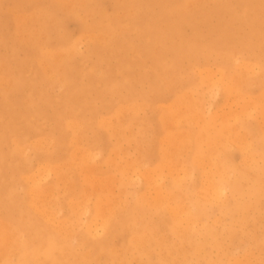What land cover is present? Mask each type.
<instances>
[{"label": "rangeland", "instance_id": "rangeland-1", "mask_svg": "<svg viewBox=\"0 0 264 264\" xmlns=\"http://www.w3.org/2000/svg\"><path fill=\"white\" fill-rule=\"evenodd\" d=\"M262 34L264 0H0V232L21 236L5 233L0 264L19 256L16 244H37L36 234L57 238L59 264H264V187L255 193L264 181L255 138L264 136ZM228 64L250 75L240 92L225 89ZM222 126L236 135L224 133L214 161L203 159L204 143L187 142ZM218 168L228 171L223 182ZM208 183L224 184L219 198ZM162 203L183 207L180 239ZM144 230L152 235L136 247L132 234ZM163 236L165 249L155 246Z\"/></svg>", "mask_w": 264, "mask_h": 264}, {"label": "bare ground", "instance_id": "bare-ground-1", "mask_svg": "<svg viewBox=\"0 0 264 264\" xmlns=\"http://www.w3.org/2000/svg\"><path fill=\"white\" fill-rule=\"evenodd\" d=\"M13 1V0H12ZM80 2V1H79ZM24 3V2H23ZM87 3V2H86ZM199 3V2H198ZM53 4V3H52ZM63 6V5H62ZM86 7V6H85ZM63 9V8H62ZM101 9V8H100ZM15 10V9H14ZM82 10V9H81ZM183 11V10H182ZM252 11V10H251ZM261 11V10H260ZM36 12V11H35ZM123 13V12H122ZM177 13V12H176ZM185 13V12H184ZM259 13V12H258ZM147 14V13H146ZM43 15V14H42ZM251 16V15H250ZM29 17V16H28ZM61 17V16H60ZM41 18V17H40ZM52 18V17H51ZM58 18V17H57ZM30 19V18H29ZM61 19V18H60ZM24 20H25V18H24ZM28 20V19H27ZM33 20V19H32ZM35 20V19H34ZM38 20V19H37ZM64 20V19H63ZM30 21V20H29ZM24 23V22H23ZM64 24V23H63ZM82 24V23H81ZM249 27H250V32L252 31V25H253V20H251V19H249ZM124 26V25H123ZM23 28V27H22ZM31 28V27H30ZM56 28V27H55ZM89 30V29H88ZM152 30V29H151ZM131 31V30H130ZM191 31V30H190ZM101 32V31H100ZM144 32V31H143ZM19 33H20V31H19ZM32 33V32H31ZM116 33V32H115ZM166 33H168V31L166 32ZM25 34V33H24ZM105 34V33H104ZM107 34V33H106ZM137 34V33H136ZM108 35V34H107ZM262 35H264V34H262ZM84 36V35H83ZM100 37V36H99ZM80 38V37H79ZM85 38V37H84ZM96 38V37H95ZM137 38V37H136ZM249 38H250V34L248 35V37H247V40H249ZM40 40V39H39ZM43 40V39H42ZM98 40V39H97ZM130 40V39H129ZM27 42H28V39H27ZM34 42V41H33ZM257 42V41H256ZM104 43V42H103ZM106 43V42H105ZM79 44V43H78ZM132 44V43H131ZM156 45V44H155ZM43 46V45H42ZM157 46V45H156ZM16 48V47H15ZM75 48V47H74ZM55 51V50H54ZM14 54V53H13ZM131 54H133V52H131ZM90 55V54H89ZM233 55H234V53H233ZM8 56V55H7ZM143 56H145V55H143ZM252 56V55H251ZM58 57V56H57ZM146 57V56H145ZM231 57V56H230ZM233 57V56H232ZM238 57V56H237ZM234 58V57H233ZM88 59V58H87ZM236 59V58H235ZM256 59V58H255ZM228 61H229V59H228ZM102 62V61H101ZM43 63V62H42ZM243 63V62H242ZM241 63V64H242ZM240 64V65H241ZM245 64V63H244ZM248 64H250V63H248ZM63 65V64H62ZM240 65H238V66H240ZM243 65V64H242ZM173 66V65H172ZM245 66H247V63H246V65ZM3 67V66H2ZM233 67H235V66H233ZM242 67V66H241ZM244 67V66H243ZM21 68V67H20ZM229 68L231 69V70H229ZM238 68V67H237ZM251 69V65H250V67H246V69ZM253 68V67H252ZM255 68H257V67H255ZM240 69V68H239ZM238 69V70H239ZM45 70V69H44ZM258 70V69H257ZM240 71H242V70H240ZM239 71V72H240ZM244 71V70H243ZM237 73V74H235L236 72L235 71H233V69H232V67H231V65L230 64H228V66H227V82H228V85L226 86L225 85V89L227 90V91H229V90H239L240 89V87H241V85L243 86V85H246V83L249 81V79H248V76H250V75H247V73H246V75L245 74H243L242 75V73L240 74V73ZM244 72H246V71H244ZM248 72V71H247ZM218 73V72H217ZM48 74V73H47ZM253 74V73H252ZM257 74V73H256ZM262 76V75H261ZM245 77V78H244ZM262 79V78H261ZM50 80V79H49ZM162 81V80H161ZM251 83H253V80H251ZM258 83H261V81L260 82H258ZM210 84V83H209ZM179 86V85H178ZM249 86V85H248ZM247 86V87H248ZM115 88V87H114ZM177 88V87H176ZM125 89V88H124ZM169 89V88H168ZM171 89V88H170ZM121 90V89H120ZM130 91V90H129ZM225 91V90H224ZM233 92H236V91H233ZM238 92H240V90L238 91ZM237 92V93H238ZM261 92V91H260ZM168 93V92H167ZM262 95V94H261ZM73 98V97H72ZM189 98V97H188ZM248 98H250V97H248ZM261 98H264V96H262ZM189 101V100H188ZM184 102V101H183ZM227 102V101H226ZM260 102V101H259ZM241 103H243V101L241 102ZM258 103V102H257ZM261 103H262V101H261ZM261 103H260V107L262 106L261 105ZM244 104V106H246V104L245 103H243ZM243 104H242V107H243ZM170 105V104H169ZM197 105V104H196ZM251 105V104H250ZM139 106V105H138ZM173 106V105H172ZM179 106V105H178ZM191 106V105H190ZM193 106V105H192ZM168 107V106H167ZM170 107V106H169ZM247 107H249V105H247ZM262 107H264V106H262ZM240 108L241 107H239V110H240ZM245 108V107H244ZM243 108V109H244ZM253 108V107H252ZM178 109V108H177ZM190 109V108H189ZM255 109V108H254ZM260 109V108H259ZM120 110V109H119ZM144 110V109H143ZM238 110V109H237ZM241 111H242V109H241ZM244 111V113L246 112V110H243ZM262 112V116H260L261 117V119H262V121L261 122H264V110H261ZM192 112V111H191ZM237 112V111H236ZM174 113V112H173ZM181 113V112H180ZM247 113H249V110H248V112ZM222 114H224L223 113V111H222ZM230 114V113H229ZM195 115V114H194ZM245 115V114H244ZM231 116V115H230ZM236 116V115H235ZM171 117V116H170ZM176 117V116H175ZM221 117V116H220ZM229 117V116H228ZM259 117V118H260ZM178 118V117H177ZM193 118V117H192ZM197 118V117H196ZM217 118V117H216ZM230 118V117H229ZM238 118V117H237ZM236 118V119H237ZM193 119H195V118H193ZM223 119V118H222ZM221 119V120H222ZM233 119V118H232ZM227 120V119H226ZM229 120V119H228ZM227 120V121H228ZM246 120V119H245ZM217 121V120H216ZM210 122V121H209ZM236 122V121H235ZM244 122V121H243ZM259 122V121H258ZM239 123V122H238ZM64 124V123H63ZM168 124V123H167ZM262 124V123H261ZM81 125V124H80ZM2 126V125H1ZM70 126H72V125H70ZM172 126V125H171ZM208 126H209V124H208ZM78 127V126H77ZM205 127V126H204ZM241 127V126H240ZM9 128V127H8ZM7 128V129H8ZM210 128V127H209ZM208 128V129H209ZM222 129V133L223 134H221L219 131H217V132H212V133H209V131L211 132L212 130L210 129L209 131L208 130H204L206 133H207V131H208V137H206V138H204V137H201V135H199L198 137H196L197 136V134H195V137H192V138H187V142H188V140L190 141H192L193 142V144H196V146H198L199 147V143H204V146H206L207 147V151L208 152H206V153H204V154H206L207 156H203L202 158L203 159H206V158H208V156H212V160H213V155H214V153H215V147L216 146H222L221 148H222V151L225 149V143H227L226 141V139L228 138L227 136H228V134L229 133H231L230 131H229V129H231V128H229V127H226V126H222L221 127ZM229 128V129H228ZM262 128H264V127H262ZM207 129V128H206ZM202 130V129H201ZM232 130H234V129H231V131ZM64 131V130H63ZM200 131V130H199ZM198 131V133H202V132H199ZM9 132V131H8ZM8 132H5V133H8ZM114 133H115V131H114ZM170 132H168V134H169ZM191 133V132H190ZM224 133H225V135H226V141L224 140V137H223V135H224ZM228 133V134H227ZM184 134V133H183ZM193 134V133H192ZM213 134V135H212ZM232 134V133H231ZM251 134V133H250ZM33 135V134H32ZM77 135V134H76ZM127 135H129V134H127ZM170 135V134H169ZM172 135V134H171ZM188 135V134H187ZM233 135V134H232ZM234 135H236L235 133H234ZM234 135H233V137H234ZM188 136H191V135H188ZM188 136H186V137H188ZM244 136H245V134H244ZM143 137V136H142ZM229 137H230V135H229ZM181 138V137H180ZM184 138V137H183ZM241 138V137H240ZM238 139L239 141V147H240V140L241 139ZM249 138V137H248ZM256 141H257V145L258 146H260V147H262V149H264V136H260L259 134L258 135H256ZM233 139H236V138H233ZM233 139H229V140H233ZM236 139V140H237ZM52 140V139H51ZM76 140V139H75ZM168 140V139H167ZM224 140V141H223ZM228 140V143L230 142ZM236 140H233V141H236ZM243 140V139H242ZM35 141V140H34ZM80 141V140H79ZM166 141V140H165ZM186 141V140H185ZM33 143V142H32ZM162 143V142H161ZM231 143V142H230ZM235 145L237 144L236 142H233ZM245 143V142H244ZM254 143H255V141H254ZM206 144V145H205ZM232 144V143H231ZM78 145V144H77ZM238 145H236V147L238 146ZM244 145H247L246 143L244 144ZM255 145V144H254ZM140 146V145H139ZM181 146V145H180ZM249 146V145H248ZM190 147V146H189ZM238 147V148H239ZM242 147V146H241ZM244 147V146H243ZM220 148V147H219ZM221 148H220V150H221ZM229 148V147H228ZM251 147H249V149H250ZM186 149H188V148H186ZM227 149V148H226ZM182 150V149H181ZM190 150H192V149H190ZM198 150H199V148H198ZM205 149H203V151H204ZM217 150V149H216ZM251 150H254L255 151V149H251ZM81 151V150H80ZM239 151L241 152V150L239 149ZM243 152L245 151V150H242ZM247 151V150H246ZM171 152H172V150H171ZM178 152V151H177ZM201 152V151H200ZM224 152V151H223ZM230 152V151H229ZM242 152V153H243ZM261 152V151H260ZM199 153V151H197V153L196 154H198ZM203 153V152H202ZM262 153V152H261ZM84 154V153H83ZM224 155L226 154V153H223ZM254 154V153H253ZM162 155V154H161ZM219 155V154H218ZM227 155V154H226ZM225 155V156H226ZM247 155V154H246ZM255 155V154H254ZM193 156V155H192ZM195 156V155H194ZM199 156H200V154H199ZM210 156V157H211ZM224 156V157H225ZM253 156V155H252ZM91 157V156H90ZM165 157V156H164ZM163 157V158H164ZM172 157V156H171ZM228 157V156H227ZM249 157H251V155L249 156ZM262 157H264V156H262ZM69 158H70V156H69ZM167 158H169V157H167ZM190 158V157H189ZM193 157H191V159H192ZM194 158H196V157H194ZM197 158H199V157H197ZM201 158V157H200ZM199 158V159H200ZM173 159V158H172ZM199 159H196V160H198L199 162H201V160H199ZM227 160H228V158H226ZM242 159H243V157H242ZM246 159H248V158H246ZM253 158H251V159H249L250 161L252 160ZM193 160V159H192ZM207 160V159H206ZM209 160V159H208ZM191 161V160H190ZM195 161V160H194ZM214 161V160H213ZM223 161H225V160H223ZM245 161V160H244ZM143 162V161H142ZM203 162V161H202ZM211 162V161H210ZM220 162V161H219ZM225 162H227V161H225ZM229 162V161H228ZM227 162V163H228ZM191 163V162H190ZM218 163V162H217ZM19 164V163H18ZM140 164V163H139ZM182 164V163H181ZM197 164V163H196ZM218 164H220V163H218ZM217 164V165H218ZM147 165V164H146ZM202 165H204V164H202ZM201 165V166H202ZM216 165V166H217ZM223 165H225V164H223ZM228 165V164H227ZM227 165H225V166H227ZM138 166V165H137ZM166 166V165H165ZM174 166V165H173ZM200 165H199V163H198V167H199ZM201 166H200V169H201ZM209 167V166H208ZM212 167H213V165H212ZM215 167V166H214ZM218 167H220V166H218ZM228 167V166H227ZM131 168V167H130ZM197 168V167H196ZM217 168V167H216ZM222 169L224 168V166L223 167H221ZM226 168V167H225ZM94 169V168H93ZM138 169V168H137ZM168 169H169V167H168ZM208 169V168H207ZM219 169V172H218V170H216L217 172H218V176H219V178L221 179V180H219V181H221V182H223L224 180H225V177H226V172H228L226 169V171L225 170H222V172H220V168H218ZM56 170V169H55ZM87 170V169H86ZM133 170V169H132ZM146 170V169H145ZM166 170V169H165ZM188 170V169H187ZM204 170V169H203ZM215 170V169H214ZM137 171H139V170H137ZM170 171V170H169ZM56 172V171H55ZM140 172V171H139ZM159 172V171H158ZM157 172V173H158ZM175 172V171H174ZM216 172V173H217ZM87 173H88V171H87ZM147 173H148V171H147ZM151 173H153V172H151ZM161 173V172H160ZM159 173V174H160ZM170 173H172V172H170ZM178 173V172H177ZM176 173V174H177ZM191 173V172H190ZM202 173V172H201ZM204 173V172H203ZM168 174H169V172H168ZM207 174V173H206ZM205 174V175H206ZM220 174V175H219ZM229 174V173H228ZM41 175V174H40ZM140 175V174H139ZM146 175V174H145ZM156 175V174H155ZM203 175V174H202ZM205 175H203V177L205 176ZM209 175V174H208ZM216 175V174H215ZM140 176H142V175H140ZM147 176L149 177L150 175H148L147 174ZM182 176V175H181ZM30 177V176H29ZM37 177V176H36ZM42 177V176H41ZM139 177V176H138ZM175 177V176H174ZM207 177H209V176H207ZM229 177V176H228ZM142 178V177H141ZM204 178H206V177H204ZM61 179V178H60ZM112 179V178H111ZM128 179V178H127ZM148 179V178H147ZM202 179V178H201ZM207 179V178H206ZM205 179V180H206ZM32 180V179H31ZM129 180V179H128ZM149 180H147V183L149 184L150 182H148ZM203 181H204V179H203ZM207 181L208 180H206V183H207ZM210 181V180H209ZM208 181V182H209ZM216 181H217V179H216ZM219 181H217V182H219ZM1 182V181H0ZM153 183V182H152ZM203 183V182H202ZM225 183V182H224ZM261 183V184H260ZM196 184V183H195ZM226 184V183H225ZM232 184V183H231ZM236 183H234V185H235ZM131 185H132V183H131ZM151 185V184H150ZM208 186L209 185H211L210 183H208L207 184ZM224 184H222V183H217V185H215V184H213V187H212V185L211 186H207L208 188H210V187H212L211 188V190H209V191H211V194H210V198L212 197V198H215V199H217V198H219L220 196H221V194L224 192V190L223 189H221L222 187H224L223 186ZM187 186V185H186ZM195 186V185H194ZM193 186V187H194ZM220 186H222V187H220ZM245 186V185H244ZM67 187V186H66ZM182 187H184V186H182ZM216 187V188H215ZM257 187H258V189L255 191V193L256 192H259V191H261V188L262 187H264V181H259L258 182V184H257ZM205 188V187H204ZM114 189V188H113ZM112 189V190H113ZM196 189H197V186H196ZM199 189V188H198ZM207 189V188H206ZM205 189V190H206ZM104 190V189H103ZM145 190H146V188H145ZM204 190V191H205ZM48 191V190H47ZM65 191V190H64ZM147 191V190H146ZM152 191H153V189H152ZM201 191H203V190H201ZM204 191H203V194H208L209 193V191H205V193H204ZM6 191H4V193H5ZM10 192V191H9ZM50 192V191H49ZM48 192V193H49ZM93 192V191H92ZM121 192V191H120ZM155 192H156V190H155ZM155 192H153L154 193V196H157V197H155V198H157L156 199V201H157V203H155L156 204V206H155V204L153 205V207L155 206V207H157L158 205H161V204H159L158 202H160L161 203V201L160 200H158L160 197H159V193H157V194H155ZM149 193V192H148ZM32 194V193H31ZM50 194V193H49ZM88 194V193H87ZM172 194V193H171ZM171 194H170V196H171ZM197 194V193H196ZM202 194V193H201ZM257 194V193H256ZM134 195V194H133ZM161 195V194H160ZM3 196V195H2ZM92 196V195H91ZM153 196V195H152ZM163 196V195H162ZM162 196H161V199H162ZM209 196V195H208ZM32 197V196H31ZM35 197H36V195H35ZM82 197V196H81ZM201 197V196H200ZM4 198H6V196L4 197ZM140 198H141V196H140ZM163 198H165L164 196H163ZM170 198V197H169ZM171 198H172V196H171ZM176 198V197H175ZM196 198V197H195ZM209 198V197H208ZM151 200V199H150ZM162 200H165V199H162ZM31 201V200H30ZM86 201V200H85ZM139 201H141V203H148V198H145V197H143V195H142V198L139 200ZM138 201V202H139ZM182 201H183V199H182ZM181 201V202H182ZM9 202V201H8ZM32 202V201H31ZM103 202V201H102ZM119 202V201H118ZM166 203H168L169 202V200H168V198H167V201H165ZM33 203V202H32ZM97 203V202H96ZM116 203V202H115ZM151 203V202H150ZM150 203H148L149 205H151ZM166 203H162V209L164 210L165 209V211H166V209L169 207V208H171L170 206H168L167 208H165L163 205L165 204V206H167V204ZM192 203V202H191ZM225 203H226V201H225ZM82 204H83V202H82ZM100 204V203H99ZM132 204V203H131ZM158 204V205H157ZM196 204V203H195ZM36 205V204H35ZM71 205H73V204H71ZM84 205V204H83ZM96 205H98V204H96ZM176 205H177V203H176ZM176 205H173L172 204V207L173 206H175V207H177ZM179 205H180V202L178 203V207H179ZM181 205H182V203H181ZM180 205V206H181ZM197 205V204H196ZM227 205V204H226ZM30 206V205H29ZM104 206V205H103ZM108 206V205H107ZM130 206V205H129ZM138 206V205H137ZM192 206V205H191ZM198 206V205H197ZM74 207V206H73ZM82 207V206H81ZM95 207V206H94ZM193 207V206H192ZM195 207V206H194ZM97 209H98V212H99V209H100V207H96ZM102 208V207H101ZM144 208H146V207H144ZM160 208V207H159ZM174 208V207H173ZM173 208H172V210H173ZM183 207H181V209H180V212H178L179 210L178 209H175L174 211H171V210H167L166 212H168V214H169V212H171V214H172V216H171V221H172V223H171V225H170V227H169V232L171 233V235H179L181 232L183 233V231H181V229L182 228H180L179 229V224H180V218H179V216H180V214L181 213H183L184 214V211H182L181 212V210H183L182 209ZM197 208H199V207H197ZM97 209H95L94 211H97ZM131 209V208H130ZM142 209V208H141ZM188 209V208H187ZM194 210L196 209V208H193ZM36 210H38V209H36ZM72 210H74V209H72ZM75 210H77V208H75ZM81 210H82V208H81ZM178 210V211H177ZM261 210V209H260ZM19 211V210H18ZM77 211H79V209L77 210ZM76 211V212H77ZM87 211V210H86ZM108 211V210H107ZM157 211H158V209H157ZM187 210H185V212H186ZM189 211V210H188ZM187 211V212H188ZM192 211V210H191ZM191 211H190V213H191ZM73 212V211H72ZM102 212H103V210H102ZM102 212H101V210H100V213L102 214ZM186 212V213H187ZM37 213V212H36ZM51 213V212H50ZM110 213V212H109ZM142 212H140V214H141ZM143 213H144V211H143ZM143 213H142V216H143ZM185 213V214H186ZM20 214H22V213H20ZM20 214H18V215H20ZM96 214V213H95ZM113 214V213H112ZM134 214V213H133ZM187 214H189V212L187 213ZM41 215V214H40ZM76 215H77V213H76ZM106 216L108 215V213L107 214H105ZM110 215V214H109ZM125 215V214H124ZM136 215V214H135ZM26 216V215H25ZM103 216V215H102ZM136 216H139L138 215V213H137V215ZM141 216V217H142ZM24 217V216H23ZM22 217V219H24ZM104 217V216H103ZM199 217V216H198ZM20 218V217H19ZM46 218V217H45ZM106 217H104V219H105ZM110 219V217L108 216L106 219ZM124 218V217H123ZM182 218V217H181ZM31 219H32V217H31ZM44 219V218H43ZM48 219V218H47ZM103 219V218H102ZM103 219V220H104ZM105 219V220H106ZM133 219V218H132ZM134 219H135V216H134ZM182 219H184V218H182ZM186 219V218H185ZM188 219L189 220H187V222H190V217H189V215H188ZM192 219H193V217H192ZM194 219H195V217H194ZM196 219H197V217H196ZM225 219V218H224ZM20 221H21V219H19ZM29 220V219H28ZM104 220V221H105ZM137 220V218L135 219V221ZM31 220H29V222H30ZM104 221H103V224H106V223H109V222H107V220L105 221L106 223H104ZM143 221V220H142ZM16 222V221H15ZM18 222V221H17ZM26 222V221H25ZM56 222V221H55ZM140 222V221H139ZM138 221H137V223H139ZM181 222H183V223H185V220L183 221H181ZM192 222H194L193 220L190 222V224L191 225H193L192 224ZM51 223H52V221H51ZM118 223V222H117ZM134 223V222H133ZM142 222H140V224H141ZM144 223V222H143ZM168 223V222H167ZM39 224V223H38ZM43 224H45V223H43ZM42 224V225H43ZM47 224V223H46ZM3 225V224H2ZM91 225V224H90ZM108 225V224H107ZM131 225H132V223H131ZM137 225V224H136ZM150 225V224H149ZM6 226V225H5ZM27 226V225H26ZM46 226H48L49 227V224H47V225H45L44 226V228L46 227ZM95 226V225H94ZM106 226V225H105ZM138 226V225H137ZM136 226V227H137ZM165 226H167V228H168V225H165ZM190 226V225H189ZM189 226H186V223H185V227L187 228V227H189ZM31 227H33V226H31ZM107 227V226H106ZM125 227V226H124ZM123 227V225H122V229L124 228ZM134 227H135V224L132 226V228L134 229ZM135 227V228H136ZM140 227V226H139ZM181 227V226H180ZM185 227H183V229L185 230L186 228ZM0 228H3V226L2 227H0ZM16 228V227H15ZM15 228H13V229H15ZM43 228V229H44ZM55 228V227H54ZM95 228V227H94ZM129 228V227H128ZM127 227H126V230L128 229ZM164 228V227H163ZM166 228V227H165ZM191 228V226L189 227V229ZM4 229H6V230H8L7 229V226L4 228ZM40 229V228H39ZM57 229V228H56ZM67 229V228H66ZM102 229V228H101ZM133 229H131V230H129V232L130 231H132ZM191 229H193V228H191ZM5 230V231H6ZM16 230V232H17V229H15ZM57 230H59V229H57ZM89 230V229H88ZM94 230H96V229H94ZM105 230V229H104ZM103 230V231H104ZM123 230H125V229H123ZM135 230V229H134ZM1 231V230H0ZM90 231V230H89ZM186 232H187V230H185ZM190 231V230H189ZM188 231V232H189ZM239 231V230H238ZM246 231V230H245ZM9 232V231H8ZM16 232L14 233V230H13V233L14 234H16ZM38 232V231H37ZM53 232V231H52ZM67 232V230L65 231V234H64V236L67 234V238H69L70 239V237H69V234H68V232ZM133 232V231H132ZM5 233L6 232H0V250H1V248H2V245L4 246V243H5V245H8V246H4L5 247V250H6V248H9V242H11L12 241V239L10 240V234L12 233V231L11 232H9L10 234L8 235L9 236V242L8 241H5ZM13 233L11 234V237H12V235H13ZM18 233H20V232H18ZM89 233V232H88ZM93 233V232H92ZM135 233V232H134ZM148 232H146V230H144V231H142V233H136V234H132V236H133V240H132V242L131 243H133L136 247H137V245L139 246V245H143L145 242H146V240H147V237H149V236H151L152 234H147ZM152 233V232H151ZM54 234V233H53ZM85 234H86V232H85ZM130 234H131V232H130ZM167 234H168V230H167ZM191 234V233H190ZM195 234V233H194ZM17 235V234H16ZM15 235V236H16ZM61 235V234H60ZM59 235V236H60ZM88 236H89V234H87ZM90 235H92V234H90ZM94 235V234H93ZM98 235V234H97ZM168 235H170V234H168ZM182 235L183 234H181V235H179V239H180V236L182 237ZM215 235V234H214ZM7 236V233H6V237H8ZM18 236H20V235H17V238L15 237H12V238H14L15 239V241H16V239H17V241H18ZM35 236V235H34ZM36 236H38V239H37V241H38V243L37 244H35V245H29L28 244V242H27V244H21V245H18V244H16V243H18L17 241H16V247H17V249L19 250V251H21V253L19 254V256L13 261V259L10 257V259H12V260H10L9 262H6L5 264H36V262L38 261V259H39V257H47V259H46V262L48 263V264H59L58 262H59V260H58V262H57V260H55L54 259V255H55V253L57 252V246L59 245L56 241H58V240H54V239H57V238H52L51 236H52V234H36ZM53 236H56V237H59L58 236V234H56V235H53ZM73 236V235H72ZM131 236V237H132ZM185 236V235H184ZM184 236H183V238H184ZM190 236V235H189ZM21 237V236H20ZM63 237V233H62V236H61V238ZM85 237H86V235H85ZM129 237H130V235H129ZM129 237H128V239H129ZM130 237V238H131ZM170 236H168V238H169ZM217 237V236H216ZM89 238V237H88ZM93 238V237H92ZM163 238V240H159L158 241V244H157V241H155V246H159V248H162L165 244H164V236L162 237ZM171 238V237H170ZM255 238V237H254ZM7 240H8V238H6ZM59 239V238H58ZM68 239V240H69ZM126 239V238H125ZM132 239V238H131ZM158 239V238H157ZM65 240V239H64ZM68 240H67V242H68ZM182 240H184V239H182ZM188 240V239H187ZM14 241V240H13ZM14 241V242H15ZM26 241V240H25ZM100 241V240H99ZM145 241V242H144ZM238 241V240H237ZM6 242H8L9 244H7ZM128 242V241H127ZM30 243V242H29ZM143 243V244H142ZM182 243H184V242H182ZM208 243V242H207ZM96 244V243H95ZM115 244V243H114ZM169 244V243H168ZM167 244V245H168ZM63 245V244H62ZM67 245V244H66ZM82 245V244H81ZM128 245V244H127ZM170 245V244H169ZM173 245V244H172ZM185 245V244H184ZM64 246V245H63ZM133 246V245H132ZM144 246H146V243L144 244ZM143 246V248L145 249V247ZM151 246H153V244L151 245ZM154 246V247H155ZM174 246V245H173ZM192 246H195V245H191V246H188V247H192ZM13 247V246H12ZM59 247V246H58ZM62 247V246H61ZM125 247V248H124ZM124 247H122V248H124V251L126 250V246H124ZM142 247V246H141ZM181 247H183V246H181ZM14 248H15V245H14ZM66 248H67V246H66ZM129 248V247H128ZM164 248V247H163ZM179 249H178V251L180 250V246L178 247ZM10 249V248H9ZM16 249V248H15ZM61 248H59V250H60ZM65 248H63V250H64ZM70 249V248H69ZM89 249H90V247H89ZM105 249H106V247H105ZM109 249V248H108ZM142 249V248H141ZM143 249V250H144ZM165 249V248H164ZM170 249V248H169ZM187 249H189V248H187ZM197 248L196 247H194L193 248V250L190 248L189 250H190V252L189 253H195V251H197L196 250ZM3 250V249H2ZM2 250H1V252H2ZM8 250V249H7ZM6 250V251H7ZM62 250V249H61ZM62 250V251H63ZM86 250V249H85ZM91 250V249H90ZM100 250H102V249H100ZM100 250H98L99 252H98V254L101 252ZM114 251V249H111V251ZM123 250V249H122ZM131 250V249H130ZM142 250V251H143ZM166 250H168V249H166ZM171 250H172V247H171ZM192 250V251H191ZM5 251V252H6ZM16 251V250H15ZM62 251H60L61 253H62ZM89 251V250H88ZM123 251V253H125V252H127V251H125L124 252ZM129 251V250H128ZM139 251H140V248H139ZM141 251V252H142ZM145 251V250H144ZM182 251V250H181ZM0 252V253H1ZM10 252V251H9ZM85 252V251H84ZM103 252V251H102ZM101 252V253H102ZM106 253H109V252H107V251H105ZM130 252V251H129ZM141 252H139V253H141ZM169 252V251H168ZM175 252H177L176 251V249H174V253ZM185 252V251H184ZM184 252H179V253H184ZM60 253V254H61ZM75 253V252H74ZM100 253V254H101ZM113 253V252H112ZM120 253V252H119ZM122 253V252H121ZM122 253V254H123ZM131 253V252H130ZM145 253V252H144ZM171 253V252H170ZM203 253V252H202ZM2 254H4V251H3V253ZM9 253L7 252L6 253V255H8ZM65 254V253H64ZM71 254V253H70ZM70 254H68V256H73V255H70ZM98 254L96 255V256H98ZM114 254H116V253H114ZM177 254V253H176ZM5 255V254H4ZM10 255V254H9ZM9 255H8V257H9ZM79 255V254H78ZM80 255H82L81 256V260H82V257L84 258H86L87 256H85L86 254L84 253V255H83V253H80ZM79 255V256H80ZM88 255H89V252H88ZM107 255H109V254H107ZM110 255H111V252H110ZM109 255V256H110ZM162 255V254H161ZM257 255V254H256ZM11 256V255H10ZM63 256V255H62ZM64 256H66V255H64ZM64 256H63V258H64ZM77 256V255H76ZM101 255H99V257H100ZM112 256V255H111ZM117 256V255H116ZM152 256V255H151ZM171 256H172V254H171ZM184 256V255H183ZM251 256H253L252 254H251ZM3 256H1L0 255V259L2 258ZM7 258V256H4V258ZM67 257V256H66ZM92 257V259H93V257L94 256H91ZM102 257V256H101ZM118 257V261L120 262V259H119V257L120 256H117ZM116 257V258H117ZM170 257V256H169ZM258 257V256H257ZM4 258H2L3 260H4ZM85 258H84V260H85ZM62 259V258H61ZM69 259V258H68ZM88 259V261L90 262L91 260H89V257L87 258ZM106 259V258H105ZM109 259V258H108ZM122 259V258H121ZM183 259H185V257L183 258ZM2 260V261H3ZM7 260H9L8 258H7ZM7 260H5V261H7ZM63 260H65V258L63 259ZM77 260V259H76ZM75 260V261H76ZM83 260V261H84ZM116 260V259H115ZM177 260V259H176ZM244 260H246V259H244ZM1 261V260H0ZM42 261V260H41ZM41 261H39V262H41ZM86 261V260H85ZM96 261V260H95ZM94 261V262H95ZM182 261V260H181ZM184 261V260H183ZM256 261V260H255ZM255 261H254V264H255ZM66 263H67V261H65ZM92 262V261H91ZM90 262V263H91ZM114 262H116V261H114ZM123 262H125V261H123ZM127 262V261H126ZM124 263V264H127V263ZM121 264H123L122 263V261L120 262ZM181 263V262H180ZM202 263V262H201ZM4 264V263H3ZM61 264V263H60ZM115 264V263H114ZM118 264V263H117ZM182 264H184V263H182Z\"/></svg>", "mask_w": 264, "mask_h": 264}]
</instances>
